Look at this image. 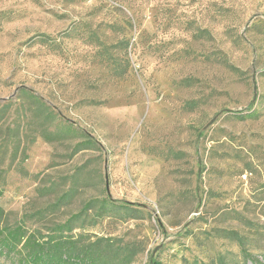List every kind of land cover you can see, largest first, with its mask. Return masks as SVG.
<instances>
[{
    "label": "rangeland",
    "instance_id": "374dc122",
    "mask_svg": "<svg viewBox=\"0 0 264 264\" xmlns=\"http://www.w3.org/2000/svg\"><path fill=\"white\" fill-rule=\"evenodd\" d=\"M88 202L74 233L131 264L239 253L222 228L264 261V0H0V205L47 232Z\"/></svg>",
    "mask_w": 264,
    "mask_h": 264
},
{
    "label": "trees",
    "instance_id": "16d2710c",
    "mask_svg": "<svg viewBox=\"0 0 264 264\" xmlns=\"http://www.w3.org/2000/svg\"><path fill=\"white\" fill-rule=\"evenodd\" d=\"M109 203L108 199L102 201ZM99 206L98 215H109V210L117 207ZM111 207V208H110ZM128 217L138 218L139 214L131 204L120 205ZM93 209V202H88L77 213L72 214L64 222L49 227L47 232L40 228L31 229L25 222L10 223L7 212L0 205V256L17 258L18 264H131L143 250L139 242L122 243L112 236L92 238L76 228L88 224L87 215ZM248 227H255V222L237 213ZM219 235L236 241L240 246L239 253H220L210 261H197L192 264H264L248 248L249 238L235 229H219Z\"/></svg>",
    "mask_w": 264,
    "mask_h": 264
}]
</instances>
